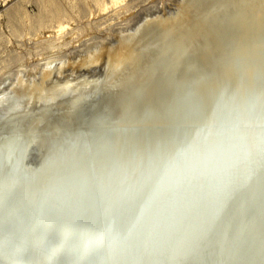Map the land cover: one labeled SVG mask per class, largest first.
I'll list each match as a JSON object with an SVG mask.
<instances>
[{
  "label": "bare ground",
  "instance_id": "obj_1",
  "mask_svg": "<svg viewBox=\"0 0 264 264\" xmlns=\"http://www.w3.org/2000/svg\"><path fill=\"white\" fill-rule=\"evenodd\" d=\"M130 8L128 0H110L101 11ZM175 8L170 16H146L131 32L122 29L117 45L92 44L75 58L60 54L80 41L79 29L73 21L60 22L55 35L42 41L49 45L42 64L29 70L23 62L0 85V264H14L13 254L20 264H73L57 258L49 225L61 235L75 232L81 254L96 248L112 255L116 245L103 227H89L104 209L90 207L84 195L65 194L66 172L90 175L87 167L74 168L82 162L99 169L108 156L116 157L120 171L109 177L106 168L101 175L108 183L124 181L127 173V187L136 184L135 166L152 153L158 160L175 159L181 172L194 165L190 190L201 193L232 165L259 170L254 162L264 134V0H182ZM97 66L103 68L99 75H79ZM187 145L191 151L181 160L176 153ZM174 173L179 175L170 169ZM182 198L183 211L190 213L193 204L183 191L168 206L179 207ZM49 200L57 207L48 208ZM128 210H135L134 201ZM218 224L200 259L184 264H241L227 259L238 239L255 242L258 253L260 225L244 212L243 201L235 210L229 201ZM169 231L182 234L175 249L181 251L190 238L185 215L174 214ZM33 248L39 251L33 254ZM149 256L158 258V249L141 254L145 261Z\"/></svg>",
  "mask_w": 264,
  "mask_h": 264
},
{
  "label": "snow or ice",
  "instance_id": "obj_2",
  "mask_svg": "<svg viewBox=\"0 0 264 264\" xmlns=\"http://www.w3.org/2000/svg\"><path fill=\"white\" fill-rule=\"evenodd\" d=\"M224 123V121H221ZM191 151V146H182L176 156L181 160L185 153ZM259 170L254 166H247L241 170L236 165L230 169H222L224 175L217 180L211 190L203 193L198 190H190L191 176L194 165L185 168L182 172L181 163L175 159L158 160L152 153L147 159L140 160L135 166L133 174L137 176L135 185L126 187L124 181L110 179L105 183L101 173L109 169V177L119 171V160L114 156H108L101 168L95 163L82 162L74 165V168L87 167L90 175L85 171L66 172L65 194L75 192L77 196L87 197L89 206H97L104 209L99 216H93L89 221V227L93 230L100 225L108 234L111 241L115 242L112 255L105 257L96 248L80 253L77 234L72 232L61 235L49 225V231L57 242L55 253L60 260H71L73 264H168L170 251L173 254L172 264H184L185 261H198L200 252L205 246V240L209 233L217 230L219 220L225 212L228 202H233V210L244 203V212L258 220L260 225L259 251H255V242L237 240L233 250L228 253L227 259H239L241 264L259 258L264 264V134L258 144ZM135 158V153H133ZM219 167V166H218ZM175 168L176 173L170 175V169ZM4 178L0 174V196L3 195ZM178 191L186 193L187 199L192 201L193 207L190 213L183 211L184 199L179 201V207L168 206V201L176 202ZM167 192L165 199L164 193ZM130 201L135 202V210H128ZM43 203V202H42ZM164 205V206H162ZM57 207L54 200L48 201V208ZM183 214L187 218L190 238H184V247L176 252L177 240L182 234L169 231L170 220L174 214ZM45 219L47 217L45 216ZM3 233V216L0 213V261L5 259ZM148 249L157 250L158 258L153 260L151 256L145 261L141 254ZM22 251L27 249L22 248ZM39 250L32 249L35 254ZM210 255H217L215 252ZM11 259L14 264H20L19 255L13 254ZM45 259H48L45 256Z\"/></svg>",
  "mask_w": 264,
  "mask_h": 264
},
{
  "label": "rangeland",
  "instance_id": "obj_3",
  "mask_svg": "<svg viewBox=\"0 0 264 264\" xmlns=\"http://www.w3.org/2000/svg\"><path fill=\"white\" fill-rule=\"evenodd\" d=\"M108 1L110 2V0H0V85H6V80L17 74L21 63L24 62L29 70L42 64L44 54L49 49V45L42 41L55 35V27L60 22L73 21V28L79 29L80 41L67 45L60 54L75 58L92 44L117 45L115 40L122 29L131 32L148 15L164 16L167 13L165 16H170L177 10L175 7L178 8L182 0H128L131 6L128 13L126 10L115 11L116 9L102 12V6ZM70 42L71 39H68L67 43ZM102 69L99 66L91 67L89 70L83 69L79 71V75L87 73L86 75L92 78L102 73ZM1 86L2 96L4 88Z\"/></svg>",
  "mask_w": 264,
  "mask_h": 264
}]
</instances>
